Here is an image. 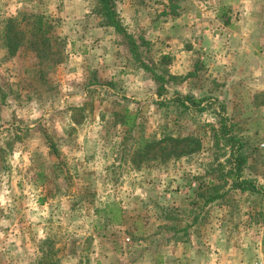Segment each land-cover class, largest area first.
I'll return each instance as SVG.
<instances>
[{
  "label": "rangeland",
  "instance_id": "rangeland-1",
  "mask_svg": "<svg viewBox=\"0 0 264 264\" xmlns=\"http://www.w3.org/2000/svg\"><path fill=\"white\" fill-rule=\"evenodd\" d=\"M233 1L114 0L158 81L94 0H0V264H102L109 249L139 264L172 242V227H187L177 243L264 256V74L254 87L237 55L203 50L205 29L215 39L228 14L233 29L241 21ZM34 14L51 26L48 56L29 45ZM10 19L24 33L13 54ZM124 108L136 112L132 129ZM111 202L119 225L101 211Z\"/></svg>",
  "mask_w": 264,
  "mask_h": 264
},
{
  "label": "crops",
  "instance_id": "crops-1",
  "mask_svg": "<svg viewBox=\"0 0 264 264\" xmlns=\"http://www.w3.org/2000/svg\"><path fill=\"white\" fill-rule=\"evenodd\" d=\"M238 2V3H236ZM233 4V5H232ZM240 10L241 21H237V26L233 29L230 19L233 15L228 14L224 33L216 35L214 39L210 36V31L207 29L203 33V42L206 56H212V53L221 52L224 59L233 58L237 55V63L241 66H246L250 74L254 77V87L256 86V75L264 74V65L261 67L256 65L259 62L264 63V10L256 11V6L264 9L263 0H234L229 3L231 8L236 7ZM231 22V23H230ZM258 50H263L257 53ZM231 52L233 56L231 55ZM259 54V55H258ZM262 55V56H260ZM229 58V59H230ZM229 61V60H228ZM229 63V62H228ZM243 67V68H244ZM259 84L264 85V76H259ZM178 238H172L169 245H158L156 251L153 249L144 252L140 257L139 264H246L244 248L228 246L216 247L209 241L194 242L190 239H183V242L177 243L174 241ZM165 244V243H164ZM112 252V253H111ZM102 256L106 264H129L125 263L126 253H115L113 249L105 252ZM113 261V263H111ZM124 261V262H122Z\"/></svg>",
  "mask_w": 264,
  "mask_h": 264
},
{
  "label": "trees",
  "instance_id": "trees-1",
  "mask_svg": "<svg viewBox=\"0 0 264 264\" xmlns=\"http://www.w3.org/2000/svg\"><path fill=\"white\" fill-rule=\"evenodd\" d=\"M95 1V12L96 14L102 19L103 25L110 27L114 30L115 33L120 35L122 41L124 42V46L126 49L134 56L136 60L140 63V66L151 72L152 78L156 80L162 81L161 75H156L154 73V70L152 67L148 66L147 64L143 63V61H140L139 58H141V52L139 50V43L136 42L133 34H131L126 27L124 26L122 19L118 13V11L115 8L114 0H94ZM34 21H33V27L28 32L31 39L29 40V45L34 48L35 52L39 55V57L46 55L48 56L51 54V44H50V38L47 36L50 25L47 23L42 22V16L39 14H34ZM13 20H8L7 26H5V40L8 45V49H10V52L13 54L16 50H13L17 47L18 41H20V38L18 36L22 35V31H18L15 26L12 25ZM27 34V33H26ZM16 39V40H15ZM55 62H60L63 60L64 55L62 52L59 54ZM188 100L193 101V97L189 96ZM120 117V124H122L123 127L132 129L136 126V112L131 111L129 108H124L122 112L119 114ZM171 141L174 142H180L183 140H187L190 143L195 142L193 137H187L183 138L181 140H178L177 138H170ZM47 142L50 145V149L53 153L57 154V148L55 144L52 141V137H47ZM156 142H153L151 140H148L143 143H139L141 146H144L147 148L145 151L146 153L151 150V148L154 146ZM194 148H189L188 150H185V153L193 152ZM233 153H239L237 151H233ZM237 157L239 158V163L236 164V170L239 172L240 169V162H245V155L237 154ZM235 186L240 187L241 189H247V187L243 186V180H238L235 178ZM103 213V216L108 219V223L110 224H121L123 221V214L121 209L113 202L111 203H105L103 205V209L101 210ZM186 228H171V231L173 232V238L177 237V232H183L185 234ZM49 264H55V262H51Z\"/></svg>",
  "mask_w": 264,
  "mask_h": 264
},
{
  "label": "built area",
  "instance_id": "built-area-1",
  "mask_svg": "<svg viewBox=\"0 0 264 264\" xmlns=\"http://www.w3.org/2000/svg\"><path fill=\"white\" fill-rule=\"evenodd\" d=\"M263 54H264V52H263ZM246 264H264V256L260 257L258 259H255V260H253L251 262H248Z\"/></svg>",
  "mask_w": 264,
  "mask_h": 264
}]
</instances>
